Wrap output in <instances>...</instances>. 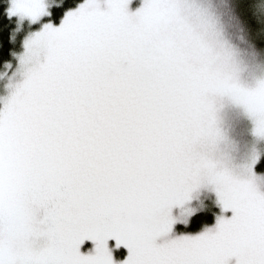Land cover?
<instances>
[{
	"label": "snow or ice",
	"instance_id": "snow-or-ice-1",
	"mask_svg": "<svg viewBox=\"0 0 264 264\" xmlns=\"http://www.w3.org/2000/svg\"><path fill=\"white\" fill-rule=\"evenodd\" d=\"M128 2L83 0L24 40L23 79L0 107V264H264L259 154L248 175L210 154L217 94L264 136V79H234L197 0ZM7 11L37 20L47 5L11 0ZM201 184L232 214L157 243L171 207Z\"/></svg>",
	"mask_w": 264,
	"mask_h": 264
},
{
	"label": "trees",
	"instance_id": "trees-1",
	"mask_svg": "<svg viewBox=\"0 0 264 264\" xmlns=\"http://www.w3.org/2000/svg\"><path fill=\"white\" fill-rule=\"evenodd\" d=\"M8 1L0 0V78L9 71V66L15 63L17 56L22 50L26 33L36 28L35 24L25 25L26 22L18 20L14 15H9L7 11ZM82 1L46 0L47 13L42 17L41 21L57 24L68 10L74 9ZM140 1L129 0V10L133 11L134 8L136 9ZM200 6L208 14L203 5ZM209 18L212 21L216 40L222 42L223 46L233 56H237L240 62L243 63L247 60L246 66L250 65L248 73L240 71L238 67V81L244 84L250 79V73L258 63L264 61V0H228L225 10L219 18L210 16ZM237 29L239 30L240 39H237L235 35ZM240 47L250 49L251 56H238L237 50ZM214 104L218 131L229 142H238L241 145V150L244 149L245 151L249 143L248 134L243 129L242 121L236 114V109L226 102V95L216 97ZM259 152V162L254 164L252 168L255 176H257L256 180L262 179L264 176V150ZM257 187L264 191V182H259ZM201 189L202 184L190 192L189 199L171 207L169 214L174 217L173 223L168 233L156 238L157 242L163 236L195 233L213 223L215 217H213L211 211L214 212L215 208L209 205L210 199L202 193ZM186 205L191 208L189 213H185L184 216L183 210ZM107 246L112 253L113 260L123 257L126 248L123 244L117 245L114 237L108 239ZM92 248L93 242L90 240H85L80 245L82 252L91 251Z\"/></svg>",
	"mask_w": 264,
	"mask_h": 264
},
{
	"label": "rangeland",
	"instance_id": "rangeland-1",
	"mask_svg": "<svg viewBox=\"0 0 264 264\" xmlns=\"http://www.w3.org/2000/svg\"><path fill=\"white\" fill-rule=\"evenodd\" d=\"M45 2H46V0H45ZM141 3H142V0L140 1V3H138L137 8L141 5ZM10 4H11V0L8 1V8L10 7ZM78 6H76L75 8H77ZM99 6L101 8H104L106 6L104 3V0H99ZM71 10H73V9H71ZM134 10H135V8L133 9V11ZM46 13H47V11H46ZM45 14L41 15L37 20H31L27 16H24L21 18L18 14H15V13L12 14V15L16 16L18 18V20L26 22L25 25L35 24V26H36V28H34V29H32L26 33L24 40L31 33L38 31L44 23H48V22L41 21L42 17ZM63 17H62V19H63ZM62 19L57 24H52V23L51 24L53 26H58L61 23ZM24 40H23L22 50L19 53V55L17 56L15 63L13 65L9 66V71L6 72L0 78V107H3L6 98L14 90V85L23 79L22 69H21V66L19 64V57L24 52ZM42 58L43 57L41 56V59ZM250 74H251L250 79H248L247 82L242 84L245 87H254L258 80L264 79V61L258 63V65L252 70V72ZM226 102L231 104V106L236 109V114L240 117V120L242 121L241 124L244 127L243 129H245L247 131V134H248L249 143L246 147V150L245 151H244V149L241 150L242 152L240 151L239 155L236 157V159L239 161V167L236 168V171H242V172H244L245 175H248L247 169L245 166H246L247 162L250 160L251 155L253 153L259 154L260 150H264V136L257 135L254 133V131H253V128H254L253 118L248 114V112L244 109V107L242 105L237 104L236 102L232 101L227 95H226ZM251 174H252V178L254 180L256 187L258 186L259 182L260 183L264 182V176L262 178L263 180L262 179L256 180L257 176H255L253 169H252ZM256 182H258V183H256ZM257 190L260 192H264L263 190L261 191L260 189H258V187H257ZM201 191L204 195H206L208 197V199H210L209 205L211 207L215 208L214 212L211 211V213L213 214V217H215V218L213 220V223H211L209 226L203 227L201 230H199L195 233H189L190 235H195V234H198V233L204 231L207 228L214 227L216 224L217 218L219 216H221V215L230 216L232 214L231 209H223L222 208V206L218 202L216 193H215L214 188L211 184H202ZM190 208L191 207L189 205H186L184 207V210H183L184 216H185V213H189ZM182 234H187V233H182ZM182 234H173L171 236H163L162 239L160 241H158L157 243H159L165 239H169V238H172L174 236L182 235ZM126 255H127V248L125 250L123 257L121 256L122 258L120 257V259H114V261L118 262L120 260H123L126 257ZM235 259H236L235 257H229L228 258V264H235Z\"/></svg>",
	"mask_w": 264,
	"mask_h": 264
},
{
	"label": "clouds",
	"instance_id": "clouds-1",
	"mask_svg": "<svg viewBox=\"0 0 264 264\" xmlns=\"http://www.w3.org/2000/svg\"><path fill=\"white\" fill-rule=\"evenodd\" d=\"M197 3L199 5H203V7L208 11V15L210 17L219 18V16L224 12L225 6L228 4V0H197ZM235 35L237 36V39H240L238 29ZM214 40L216 42L217 49L221 54L222 60L225 59L224 56L225 53L229 54L230 62L235 69V71L233 72V77L235 80L238 81V75H239L238 67L240 71L244 73H248L250 71V65L246 66L247 60H245L243 63L240 62L237 56H233L230 53V51L223 46L222 42H218L216 40L215 35H214ZM237 52H238V56L241 57L251 56V50L244 47L238 48ZM224 95H227L232 101L236 102L233 99V96L228 92L217 94L215 95L214 99L218 96L222 97ZM240 151H241V145L238 142L237 143L229 142L221 135L219 131H217L214 142L212 143L210 148V154L215 160L236 169L239 167V161L236 159V157L239 155Z\"/></svg>",
	"mask_w": 264,
	"mask_h": 264
}]
</instances>
